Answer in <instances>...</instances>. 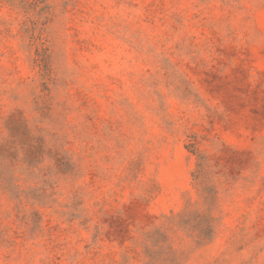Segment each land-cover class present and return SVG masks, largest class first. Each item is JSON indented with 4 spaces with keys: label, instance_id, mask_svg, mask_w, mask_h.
Wrapping results in <instances>:
<instances>
[{
    "label": "rangeland",
    "instance_id": "rangeland-1",
    "mask_svg": "<svg viewBox=\"0 0 264 264\" xmlns=\"http://www.w3.org/2000/svg\"><path fill=\"white\" fill-rule=\"evenodd\" d=\"M0 264H264V0H0Z\"/></svg>",
    "mask_w": 264,
    "mask_h": 264
}]
</instances>
